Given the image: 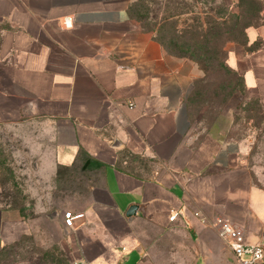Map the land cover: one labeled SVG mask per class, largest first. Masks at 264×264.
I'll return each instance as SVG.
<instances>
[{"label":"crops","instance_id":"obj_1","mask_svg":"<svg viewBox=\"0 0 264 264\" xmlns=\"http://www.w3.org/2000/svg\"><path fill=\"white\" fill-rule=\"evenodd\" d=\"M137 2L0 0V125L16 135L29 128L41 176L67 170L93 179L86 202L65 207L85 215L74 227H65L63 210L53 212L72 232L71 264H234L217 219L238 227L235 209L245 200L253 220L245 238L264 243V218L251 206L264 191L245 187L240 145L221 123L226 112L195 134L188 98L201 69L141 26ZM247 36L264 40V25ZM228 51L229 66L264 97V47ZM133 205L138 212L128 216ZM34 230L23 208L0 198V247Z\"/></svg>","mask_w":264,"mask_h":264},{"label":"rangeland","instance_id":"obj_2","mask_svg":"<svg viewBox=\"0 0 264 264\" xmlns=\"http://www.w3.org/2000/svg\"><path fill=\"white\" fill-rule=\"evenodd\" d=\"M165 3L181 7L179 11H189L190 8L195 12L175 19L156 18ZM231 14L238 17L233 18ZM134 15L141 26L157 38H167L172 43L175 41V45H168L179 51L181 47L183 51H188V44L191 51H201L200 45L207 44L205 40L218 35L222 40H215L214 43L221 48L225 46L224 50L228 52L229 46L244 42L246 25L264 23L263 0H138ZM209 15L213 19H207ZM184 43L186 46H183ZM202 50H205L204 47ZM220 59L224 61L223 54ZM217 63L206 74L201 70V76L195 80L188 98L193 131L203 135L226 112L228 118L221 123L227 128V138L240 145L239 171L249 180L245 187L264 191V97L246 86L244 88L241 78ZM234 86L236 90L227 98ZM19 129L21 135H16L15 128L0 125V171L3 181L0 198L6 205L23 208L26 215L33 219L35 230L0 247V264H71L68 248L72 232L58 226L53 212L60 208L63 215L69 210L65 207L71 198L86 202L89 186L94 181L85 174L79 176L67 170H61L58 177L48 178L38 174L36 158L31 154L25 138L29 128L24 125ZM126 157L132 158V155L126 153ZM146 164L149 165L148 162ZM147 168L131 169L145 172ZM244 203L245 200L235 213L241 221L238 227L245 234L253 220ZM251 206L259 219L264 218L263 201L253 202ZM48 213L49 220L45 217L42 220V215L47 216ZM63 237L66 238L67 248H63L61 243ZM246 241L250 243L248 238ZM197 264H204V261Z\"/></svg>","mask_w":264,"mask_h":264},{"label":"trees","instance_id":"obj_3","mask_svg":"<svg viewBox=\"0 0 264 264\" xmlns=\"http://www.w3.org/2000/svg\"><path fill=\"white\" fill-rule=\"evenodd\" d=\"M181 9V7H176L175 5H168V3H165L163 5V7H161L160 11H161V14L160 16L156 17L158 19H175V18H180L181 15L183 14H188V13H193L195 12L194 10L190 9L189 8V11H179ZM219 16V15H218ZM231 17H238L237 14H231ZM222 18V16H221ZM207 19H213L212 16L209 15V18ZM264 25L263 24H259V25H255V24H252V23H249L248 25L245 26V31H244V42H239L244 48H245V51L246 53H251V52H254L260 48H263L264 47V40L259 38L257 41H255L254 43L250 44L249 43V40H248V36H247V28L248 27H258V26H262ZM217 37H214L213 39H208V40H205L207 41V44H203V45H200L201 47V51L199 49L198 50H193L191 51V46L190 44H188V51H183L182 50V47H181V51L179 50H174V49H171L170 45H175V41L172 43V41L170 40H166L165 38H157L156 36V40H158L170 53L178 56V57H185V58H188V59H191L193 60L194 62L197 63V65L200 67L201 70H203L205 72V74L208 72V70H212V65L215 64V62H218L217 64H219V66L221 68H224L225 70H227V72H229L230 74L234 75L235 77H238V78H241L242 81H243V86L245 88V84H244V80H243V76L238 73L236 70H234L233 68H231L229 65H228V52H226L224 50V47H218L216 45L215 40L218 42V41H221L222 38L219 37L218 35H216ZM219 37V38H218ZM217 38V39H216ZM234 42H238V41H234ZM197 44V43H196ZM183 46H186V44L184 43ZM204 47L205 50H202ZM221 54L224 55V61H222L220 59L221 57ZM236 90V87L234 86L232 88V90L229 92V94L227 95V98L230 97L232 95V93Z\"/></svg>","mask_w":264,"mask_h":264},{"label":"built area","instance_id":"obj_4","mask_svg":"<svg viewBox=\"0 0 264 264\" xmlns=\"http://www.w3.org/2000/svg\"><path fill=\"white\" fill-rule=\"evenodd\" d=\"M66 27H72L73 21L67 17L64 21ZM83 212L67 210L64 212V224L66 227H74L76 222L84 218ZM177 218V214L171 215V221ZM205 221V219H203ZM219 234L227 241V244L235 256L234 264H264V243H248L242 229L227 220L218 219ZM92 264V263H85Z\"/></svg>","mask_w":264,"mask_h":264},{"label":"water","instance_id":"obj_5","mask_svg":"<svg viewBox=\"0 0 264 264\" xmlns=\"http://www.w3.org/2000/svg\"><path fill=\"white\" fill-rule=\"evenodd\" d=\"M138 209H139L138 205L131 206L130 209L128 210V212H127V215L128 216H133V215L137 214ZM79 264H82V263H79Z\"/></svg>","mask_w":264,"mask_h":264}]
</instances>
